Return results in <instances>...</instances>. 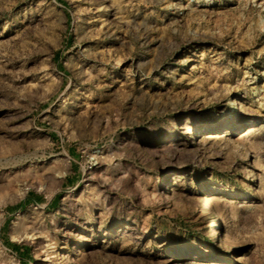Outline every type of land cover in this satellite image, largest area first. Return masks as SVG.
I'll return each instance as SVG.
<instances>
[{
    "label": "rangeland",
    "instance_id": "1",
    "mask_svg": "<svg viewBox=\"0 0 264 264\" xmlns=\"http://www.w3.org/2000/svg\"><path fill=\"white\" fill-rule=\"evenodd\" d=\"M178 261L264 264V0H0V264Z\"/></svg>",
    "mask_w": 264,
    "mask_h": 264
},
{
    "label": "bare ground",
    "instance_id": "2",
    "mask_svg": "<svg viewBox=\"0 0 264 264\" xmlns=\"http://www.w3.org/2000/svg\"><path fill=\"white\" fill-rule=\"evenodd\" d=\"M236 101V100H235ZM225 126V125H224ZM250 130H252V128L251 129H249V131ZM206 187V186H205ZM213 187H211V189H212ZM209 197H208V194L206 193V194H204L203 195V200H206V199H208ZM208 211V210H207ZM213 237H216L217 236V234H216V231L214 230V233H213V235H212ZM65 248H67V245L65 244V243H63V245H58V247H56V251H57V253H58V255H62V253L63 252H61L60 250H62V249H65ZM184 248V247H183ZM185 249V248H184ZM55 250V249H54ZM180 262L178 261L177 262V264H179Z\"/></svg>",
    "mask_w": 264,
    "mask_h": 264
},
{
    "label": "crops",
    "instance_id": "3",
    "mask_svg": "<svg viewBox=\"0 0 264 264\" xmlns=\"http://www.w3.org/2000/svg\"><path fill=\"white\" fill-rule=\"evenodd\" d=\"M29 199V198H28ZM27 201V200H26ZM56 202V199H54L53 201H52V204H54Z\"/></svg>",
    "mask_w": 264,
    "mask_h": 264
}]
</instances>
